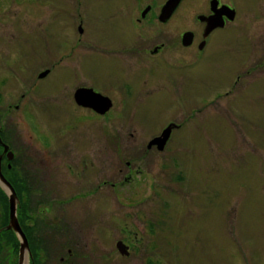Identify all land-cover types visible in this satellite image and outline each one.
Here are the masks:
<instances>
[{
	"label": "rangeland",
	"instance_id": "obj_1",
	"mask_svg": "<svg viewBox=\"0 0 264 264\" xmlns=\"http://www.w3.org/2000/svg\"><path fill=\"white\" fill-rule=\"evenodd\" d=\"M210 1L137 24L164 0H0V115L32 177L25 224L40 262L264 264V0H219L236 18L195 57L180 38L200 39ZM50 67L63 91L43 90L44 110L26 117L27 97L39 103L30 80ZM81 83L113 94L107 115H46ZM20 100L24 119L7 107ZM167 129L164 150L149 148Z\"/></svg>",
	"mask_w": 264,
	"mask_h": 264
},
{
	"label": "flooded vegetation",
	"instance_id": "obj_2",
	"mask_svg": "<svg viewBox=\"0 0 264 264\" xmlns=\"http://www.w3.org/2000/svg\"><path fill=\"white\" fill-rule=\"evenodd\" d=\"M165 1L166 0H164V2ZM212 2H215L214 6H213L214 7L213 9H215V10L221 9L222 6L230 7L229 5H227L225 3H220L219 0H211L210 3H209V12L206 14L207 16L204 15L205 18H211V16L214 15V11H212ZM148 6H150V5L149 4L145 5L146 9L144 11H142L140 13V15L137 17V19H138L137 20L138 21L137 24H142L145 21L149 22L150 20H155V19H157L158 21L162 22L161 24H165L172 16L171 15L168 19L163 20V19L160 18L162 5H160L161 7L158 6L156 8L154 6H151L152 8L148 7ZM177 7H176V9H177ZM157 9H159V10L156 11ZM176 9L174 10V12L176 11ZM235 18H236V12H235ZM222 19H223V26L216 27L207 37H204V29H205L206 23L205 22L204 23L201 22V23H203L202 24L203 31H202L200 39L198 41H197L196 35H194L192 32H190V31L184 32L182 34L181 38H180L181 45L184 46V47H189V48L195 45L194 46L195 47V57H196V54H198V53H200V54L204 53L205 54V52H206V50L208 48L211 36L214 35V33L216 31H223L226 28L225 26L227 24L232 23L234 21V20L233 21L228 20L225 16H223ZM143 20H145V21H143ZM137 24L133 25V27H135ZM127 25L128 24H126L125 27ZM80 27L82 29V19H81ZM80 34H82V33H80ZM156 34H158V33H156ZM118 38L120 39V37H118ZM120 40H122V39H120ZM1 47L2 46H0V48ZM154 47L156 48L154 53H156L157 49L159 51H161V50H163L164 48L167 47V44L165 42H160V43H156ZM150 55H152V54H150V52H148L147 56H150ZM153 55H155V54H153ZM195 57L192 59L191 62H193ZM159 58L160 57H157V60ZM51 69H52L51 67L50 68H45L42 72L37 73V79L36 80H32L31 79L30 80V84L31 85L29 86V88H27V86L25 84L22 85V87L25 86V88L29 89V93L32 92V96H35L34 98H35L36 101H39V103L36 106H34L33 105V99L32 98L30 99V97H29V100L27 101V99H28V97H27V99L22 103L21 106H24L25 110L27 109L26 111L28 112V114H30V115H25L26 117H30V118L35 117L37 109L44 110L43 104L46 103V101H45L46 99H45V97H42L41 100H40L39 97H38L40 95V93L42 94L43 90L46 91L47 95L48 94H60V92L63 91L61 88H58L56 86V84H62V83H58V82L56 83V81L48 79L52 75V70L53 69L52 70ZM82 73H83V71H82ZM40 83H42L44 85H42ZM77 85L78 86H76V85L72 86V88L70 90H67L68 93L64 96V98H65L64 102H66V104H64V105L60 104V101L54 103L55 99L57 98V96H54L53 97V103L48 108V110L46 109L44 111V112L47 113L46 115H61V114L64 115L69 110H71V111L73 110L74 111L76 108H77V110L78 109H82L83 107L84 108H88V107H85V105H81L79 103V99H78L79 96L77 95V92H79L80 90H84V91L91 90L93 95H97V94L100 95L101 98H102L101 100H103V97L108 98L109 100L110 99L112 100L114 98L113 94H108L107 95V94L104 93V91H103L104 89L98 88L95 85H85L84 83L77 84ZM130 86L127 85V83L123 82L121 84V90H122V93H124V95L128 94L129 96L133 97L136 93L133 92L134 87L131 84H130ZM43 87H44V89H43ZM62 87L64 88L65 85L62 86ZM24 93H26V92L24 91ZM3 94H4V92L2 90H0V102H1V98H2ZM24 96L25 95H21V97H22L21 99H23ZM125 97H126V95H125ZM85 99L87 101H91L92 100L91 97L85 98ZM120 100H122V98H120L119 101ZM21 102H22V100H20V102H17L15 105H11V104L7 105V107L14 108L15 110L17 109V111L20 109L19 111H20L21 115H18L20 117V119L23 118L22 117V109L23 108H20L21 107L20 106ZM31 108L33 109L32 111H31ZM59 108L61 110V113H58L59 112L58 111ZM2 109H3V104H0V110H2ZM63 110H64V112H63ZM90 110H92L95 115H102L100 113H96L91 108H90ZM109 110L103 115H107V113H109ZM71 111H70V114H72ZM4 116L5 115H0V140H1V143H0V167H1V173L4 176V178L12 185L13 190H14L16 196H17V199H18V202H19V207L16 210V222H17L18 227H20V229L22 231H24L25 228L27 227V225L25 224V221L28 220L30 222L31 226L34 225L32 218L30 219L29 216H28V214H30V213L32 214V212H33V209L28 211L30 209V206H31L32 203L30 201H28V204H27V200L29 198L25 197V201H24V198H23L25 187L27 186L29 188V183H27L24 180V176H23L24 175L23 167L25 166V165H23V160H22L23 157H22V159H21V157H16L17 152L14 149L11 148L12 146L8 142V140H10V139L7 138L8 134L6 132L7 131L6 125L2 121ZM2 122H3V124H2ZM11 152L13 153V156H12V158L9 161L8 158H9ZM84 160H85V163H86V159H81V161L83 162V167L81 165H80V167L85 169V167H87L86 166L87 164L86 165L84 164ZM69 170L71 171L72 174L75 175L76 171L73 169L72 166H70ZM9 173L10 174H16V177H12V178L9 177ZM29 176H31L30 173H29ZM24 203L27 204L26 211H24ZM28 205H29V207H28ZM49 205H51V204H49ZM37 206H38V201L36 203V207ZM50 212H51V208H47V207L42 206V207H38V209H36L34 214L44 215V214L47 213V215H49ZM9 218H10V206H9L8 196H7L5 188L0 185V231L4 230L1 233L6 234V236H9V233H10V237H14V233L12 232V229L5 230V228L7 227L8 223H9ZM50 220L51 219L49 218V221H47V225H50ZM25 235H26V233H25ZM10 245H11V243H10ZM19 251H20V245L18 244V250H17L18 254H19ZM18 259H19V255H17V261L16 262H13L12 258H9V260H11V261H9L8 263L9 264H18V261H19ZM32 260H33V258H32ZM32 262H33V264H35L34 261H32Z\"/></svg>",
	"mask_w": 264,
	"mask_h": 264
},
{
	"label": "water",
	"instance_id": "obj_3",
	"mask_svg": "<svg viewBox=\"0 0 264 264\" xmlns=\"http://www.w3.org/2000/svg\"><path fill=\"white\" fill-rule=\"evenodd\" d=\"M181 0H168L166 4L164 5L160 18L163 20L168 19L171 14L174 12L178 4L180 3ZM216 2V1H215ZM215 2H212V11H214V15L211 16V18H200L201 21L206 22V28L204 31V35L209 34V32L218 27V26H223V20L221 18L222 14L226 15L229 20H233L234 16V11L229 9L226 6H223L221 10L216 11L213 9ZM77 95L79 96V103L81 105H85L87 107H92L95 110H97L100 113H104L110 106V103L108 102L107 99L99 97L98 95H93L91 90H80L77 92ZM81 95V96H80ZM91 97V101H87L85 98ZM168 133L169 130H165L163 134L155 139H153L148 147L150 148L151 146L155 145L157 147L158 151H162L164 149V146L166 145L167 139H168ZM1 143V141H0ZM12 155L9 156V159H11ZM0 184L7 190L8 193V198H9V206H10V223L9 226L5 229H10L13 228L17 233L20 234L22 238L21 246H20V253H19V262L18 264H25L27 254L29 252V247L28 243L26 241V237L24 233H22L20 227H18L16 218H15V213L17 210L18 206V199L17 196L13 190V187L10 185L9 182L6 181V179L2 176L1 174V169H0ZM126 246H124L122 243H117L116 249L121 255H127L126 251Z\"/></svg>",
	"mask_w": 264,
	"mask_h": 264
},
{
	"label": "trees",
	"instance_id": "obj_4",
	"mask_svg": "<svg viewBox=\"0 0 264 264\" xmlns=\"http://www.w3.org/2000/svg\"><path fill=\"white\" fill-rule=\"evenodd\" d=\"M28 176H29V174L25 175V177H26L25 181L27 183H29L32 179V177H30V176L28 177ZM28 201H29V199L27 200V204H28ZM28 207H29V205H28ZM30 210L31 209H29L28 211H30ZM29 218H30V216H29ZM45 223L47 225V221ZM27 230H28V228H25L24 232L26 233V236L28 238L29 236L27 234ZM3 241H5V244ZM28 241L30 243V238ZM10 243H11V245H10ZM29 246H30V249H31V252L33 255L34 263L35 264H45V263L40 262V259H39V252H42L43 249L41 251V248L38 246L37 247H34L33 245H29ZM46 248H48V246ZM17 250H18V243H17L15 237H10V233H9V236H6V234L1 233L0 234V264H9L8 262L11 261V260H9V258H12L13 262H16L17 261V255H18ZM44 254L46 255V253H44ZM59 262L63 263L65 261H64V259H62V260L60 259ZM73 262L74 261H71L69 263H64V264H73Z\"/></svg>",
	"mask_w": 264,
	"mask_h": 264
},
{
	"label": "bare ground",
	"instance_id": "obj_5",
	"mask_svg": "<svg viewBox=\"0 0 264 264\" xmlns=\"http://www.w3.org/2000/svg\"><path fill=\"white\" fill-rule=\"evenodd\" d=\"M18 207H19V203H18L17 208H18ZM26 209H27V204L24 203V211H26ZM15 218H16V213H15ZM9 223H10V218H9ZM9 223H8L7 227L9 226ZM7 227H6V228H7ZM10 229H12V232L14 233V237H15L17 243L20 244V243L22 242V238H21L20 234L17 233L13 228H10ZM5 230H7V229H5ZM3 231H4V230H1L0 233L3 232ZM3 242L5 243V241H3Z\"/></svg>",
	"mask_w": 264,
	"mask_h": 264
}]
</instances>
